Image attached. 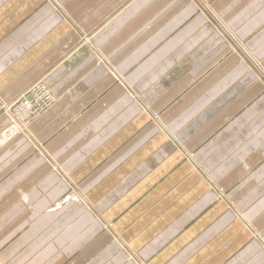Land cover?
I'll return each mask as SVG.
<instances>
[{
	"label": "crops",
	"instance_id": "crops-1",
	"mask_svg": "<svg viewBox=\"0 0 264 264\" xmlns=\"http://www.w3.org/2000/svg\"><path fill=\"white\" fill-rule=\"evenodd\" d=\"M39 82L2 262L264 264V0H0V133Z\"/></svg>",
	"mask_w": 264,
	"mask_h": 264
},
{
	"label": "rangeland",
	"instance_id": "rangeland-1",
	"mask_svg": "<svg viewBox=\"0 0 264 264\" xmlns=\"http://www.w3.org/2000/svg\"><path fill=\"white\" fill-rule=\"evenodd\" d=\"M34 88L39 89V95L40 96H42L44 94V92L45 93H48L53 98V101L50 102V104L51 103L52 104L48 108L36 106V113L35 114H33L32 116H29L27 118H24L23 116H21L22 118H20V116L17 113L20 112L23 109L22 108L23 107L22 104L24 102H26L25 99H24V97H23V95H25V93L28 92V91H32ZM55 102H56V99H55L52 91L49 88H47L45 85H43L41 82H39V83L35 84L34 86L30 87L25 92H23L16 100H14L12 103L8 104L7 106H6V104L2 103V110H3V112H10V114L13 115V117L11 119L10 125H8L7 128H6L7 133L5 134L4 131H2L0 133V142H3L4 139H10V138H12L16 133L21 132L22 130L25 133H27L28 132V126H29V124L31 122H33L34 120H36L37 118H39L49 108H51L55 104ZM43 109H46V110H43ZM14 123H17L19 125L18 126L19 129H17V128H11L12 124H14ZM15 129H17V130L15 131ZM13 130H14L15 133H11V132H13ZM10 133H11V135L9 137V134ZM75 188L74 189L71 188L70 192L65 197H63L58 204L64 203V202H66L70 198H74L75 197L74 194H77L76 192L78 190L77 188L76 189ZM58 204H57V206H58ZM42 251L45 252L46 251V248H44ZM80 255H81V253L78 256H76L73 260H71V261H69V262H67L65 264H70L76 258H78ZM33 261L34 260H26V261H23L21 263H20V261H8V262H5V263L1 261L0 264H7V263L9 264V262H13L14 264H37V263H35ZM41 263L42 262H40L39 264H41ZM137 263L138 264H143L140 261H137ZM42 264H45V262H43Z\"/></svg>",
	"mask_w": 264,
	"mask_h": 264
},
{
	"label": "built area",
	"instance_id": "built-area-1",
	"mask_svg": "<svg viewBox=\"0 0 264 264\" xmlns=\"http://www.w3.org/2000/svg\"><path fill=\"white\" fill-rule=\"evenodd\" d=\"M23 97L26 102H24L22 105L26 106L27 109L25 110V112H23V114H21L20 112L17 113L20 116V118H22L21 116L27 118L35 114L36 106L44 107V108L50 107L52 104V103L50 104V102L53 101V98L48 93L44 92V94L40 96L39 89L37 88H34L32 91L26 92L25 95H23Z\"/></svg>",
	"mask_w": 264,
	"mask_h": 264
},
{
	"label": "bare ground",
	"instance_id": "bare-ground-1",
	"mask_svg": "<svg viewBox=\"0 0 264 264\" xmlns=\"http://www.w3.org/2000/svg\"><path fill=\"white\" fill-rule=\"evenodd\" d=\"M22 108H23V109L20 111L21 114H23V112H25V110L27 109V107H26V106H23ZM12 117H13V115H11V119H12ZM18 126H19V125H18L17 123H14V124H12L11 128H17V129H19ZM17 129H15V131H16ZM6 133H7V130L5 131V134H6ZM11 133H15L14 130H13V132H11ZM11 133L9 134V137H10ZM5 140H7V139H4V141H5ZM4 141H3V142H4ZM0 262H1V260H0Z\"/></svg>",
	"mask_w": 264,
	"mask_h": 264
}]
</instances>
